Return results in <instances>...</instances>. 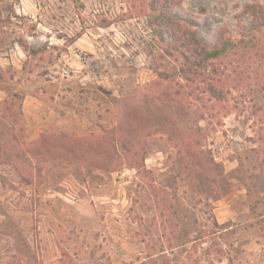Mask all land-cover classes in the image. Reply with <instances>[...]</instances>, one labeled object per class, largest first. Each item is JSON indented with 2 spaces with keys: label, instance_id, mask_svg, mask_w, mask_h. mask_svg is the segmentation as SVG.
Listing matches in <instances>:
<instances>
[{
  "label": "rangeland",
  "instance_id": "374dc122",
  "mask_svg": "<svg viewBox=\"0 0 264 264\" xmlns=\"http://www.w3.org/2000/svg\"><path fill=\"white\" fill-rule=\"evenodd\" d=\"M156 3L0 0V264H264V91L211 99ZM261 7L173 12L211 47Z\"/></svg>",
  "mask_w": 264,
  "mask_h": 264
},
{
  "label": "trees",
  "instance_id": "16d2710c",
  "mask_svg": "<svg viewBox=\"0 0 264 264\" xmlns=\"http://www.w3.org/2000/svg\"><path fill=\"white\" fill-rule=\"evenodd\" d=\"M178 2L180 0H157L152 10L157 15L156 30L162 42L161 30H170L165 52L181 56L185 62L181 70L184 73L189 71L193 77L196 74L201 77V83L207 85L205 91L214 100H224L226 94L232 91L240 94L249 92L252 85L264 91L262 7L251 10L252 19L249 24L241 25L235 33L221 29L217 43L207 47L198 38L196 21L189 16L174 14L173 8ZM198 67L203 68L201 74H198Z\"/></svg>",
  "mask_w": 264,
  "mask_h": 264
}]
</instances>
